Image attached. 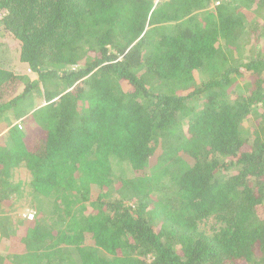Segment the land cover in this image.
<instances>
[{"label": "trees", "instance_id": "1", "mask_svg": "<svg viewBox=\"0 0 264 264\" xmlns=\"http://www.w3.org/2000/svg\"><path fill=\"white\" fill-rule=\"evenodd\" d=\"M0 32L37 76L0 68L13 264H264V0H0Z\"/></svg>", "mask_w": 264, "mask_h": 264}, {"label": "rangeland", "instance_id": "2", "mask_svg": "<svg viewBox=\"0 0 264 264\" xmlns=\"http://www.w3.org/2000/svg\"><path fill=\"white\" fill-rule=\"evenodd\" d=\"M214 7V6H211ZM5 35H3V33L0 32V68L1 69H5V70H9V71H13L16 74H20V75H25L28 76L29 79L31 81L36 80L37 76L34 74H29L28 69L26 68V66H23L22 62L20 61V48H19V44L13 40V39H8L4 37ZM22 68V69H21ZM29 97L35 99V106L36 108H40L44 105H46V101L43 97L37 95L36 92H34L33 94H31ZM39 106V107H38ZM22 126V125H20ZM6 127H2L1 128V134H3L5 132ZM27 170L24 168H20L17 169L14 173V182L18 183L20 181H23L25 183H28L29 179L28 178V174H27ZM150 173L148 172L147 175H149ZM18 195V194H17ZM18 199H14L13 202L14 204V208L10 209L8 212H6V214L9 213V215L11 214L15 220L13 222H16L18 219V221L20 220H24L27 222L26 225L36 221L38 215H35V210L34 207L32 205L33 203V196L30 194V188L29 186H23L20 190V195L19 197H17ZM5 214V213H4ZM3 214V215H4ZM3 215H1L0 217H2ZM10 215V216H11ZM18 221L16 223V225L18 224ZM23 221V222H24ZM25 223V222H24ZM1 237V235H0ZM62 247H68L67 245H62ZM13 247L11 248V246H6L4 247L3 245H0V255H6V256H10V258L7 260L10 264L14 263V254L12 255L10 253V250H12Z\"/></svg>", "mask_w": 264, "mask_h": 264}, {"label": "built area", "instance_id": "3", "mask_svg": "<svg viewBox=\"0 0 264 264\" xmlns=\"http://www.w3.org/2000/svg\"><path fill=\"white\" fill-rule=\"evenodd\" d=\"M156 3L157 2H159V0H154ZM220 4V1H218L217 3H216V5H219Z\"/></svg>", "mask_w": 264, "mask_h": 264}, {"label": "crops", "instance_id": "4", "mask_svg": "<svg viewBox=\"0 0 264 264\" xmlns=\"http://www.w3.org/2000/svg\"><path fill=\"white\" fill-rule=\"evenodd\" d=\"M1 215V214H0ZM1 235V234H0Z\"/></svg>", "mask_w": 264, "mask_h": 264}]
</instances>
